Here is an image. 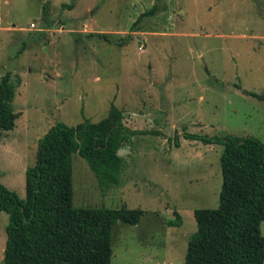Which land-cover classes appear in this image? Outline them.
Segmentation results:
<instances>
[{
    "label": "rangeland",
    "instance_id": "1",
    "mask_svg": "<svg viewBox=\"0 0 264 264\" xmlns=\"http://www.w3.org/2000/svg\"><path fill=\"white\" fill-rule=\"evenodd\" d=\"M71 2L0 0V78L22 80L16 126L0 129V182L25 198L49 129L98 122L115 104L129 128L160 133L126 142L110 189L74 153L73 205L145 210L139 224L115 226L111 264H184L195 210L220 205L224 150L184 133L264 142V99L244 91L264 95V0ZM8 222L0 211V264Z\"/></svg>",
    "mask_w": 264,
    "mask_h": 264
},
{
    "label": "trees",
    "instance_id": "2",
    "mask_svg": "<svg viewBox=\"0 0 264 264\" xmlns=\"http://www.w3.org/2000/svg\"><path fill=\"white\" fill-rule=\"evenodd\" d=\"M65 5L73 9L75 0ZM155 12L156 7L144 12L137 22ZM21 83L20 77L15 83L11 73L0 78L2 130L16 126L14 100ZM159 133L129 128L115 104L109 117L98 122L86 118L76 126L62 121L53 125L40 139L35 165L26 171V197L0 182V211L9 214L3 264H111L115 226L139 224L145 210L75 207L73 155L84 157L100 186L110 189L121 184L125 160L120 150L126 142L135 135ZM184 138L224 145L220 205L195 210L197 229L189 239L184 264H264V142L255 136L189 132ZM170 224L180 226L181 216Z\"/></svg>",
    "mask_w": 264,
    "mask_h": 264
},
{
    "label": "built area",
    "instance_id": "3",
    "mask_svg": "<svg viewBox=\"0 0 264 264\" xmlns=\"http://www.w3.org/2000/svg\"><path fill=\"white\" fill-rule=\"evenodd\" d=\"M34 25V24H33Z\"/></svg>",
    "mask_w": 264,
    "mask_h": 264
}]
</instances>
